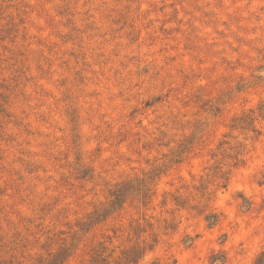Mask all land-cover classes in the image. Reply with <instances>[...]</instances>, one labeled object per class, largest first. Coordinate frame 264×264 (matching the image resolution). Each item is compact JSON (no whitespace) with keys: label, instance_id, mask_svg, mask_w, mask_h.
Masks as SVG:
<instances>
[{"label":"rangeland","instance_id":"rangeland-1","mask_svg":"<svg viewBox=\"0 0 264 264\" xmlns=\"http://www.w3.org/2000/svg\"><path fill=\"white\" fill-rule=\"evenodd\" d=\"M261 105L264 0H0V264H264Z\"/></svg>","mask_w":264,"mask_h":264},{"label":"trees","instance_id":"trees-1","mask_svg":"<svg viewBox=\"0 0 264 264\" xmlns=\"http://www.w3.org/2000/svg\"><path fill=\"white\" fill-rule=\"evenodd\" d=\"M263 106L261 105L259 107V114H262L263 111ZM240 124L242 126H245L246 129H249L250 127H252L255 118H254V112L252 110H249L247 113L243 114L242 118L239 119ZM240 125V126H241ZM242 128V127H241ZM146 192H144L143 194V198H145ZM124 193L122 191H118L115 192L113 194L114 200L112 202V204H117L119 202V200L121 198H123ZM139 254V248H132L131 250L127 251L123 260H119L118 262L116 261H107L105 258H101V255H97L94 257V262L97 264H120V263H124V264H135L136 261L134 262L133 259H135V256ZM141 254V253H140ZM124 261V262H123Z\"/></svg>","mask_w":264,"mask_h":264}]
</instances>
